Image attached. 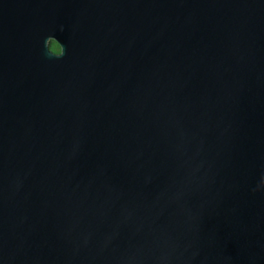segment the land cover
Wrapping results in <instances>:
<instances>
[{
	"label": "water",
	"instance_id": "95a60500",
	"mask_svg": "<svg viewBox=\"0 0 264 264\" xmlns=\"http://www.w3.org/2000/svg\"><path fill=\"white\" fill-rule=\"evenodd\" d=\"M0 264H264V0H0Z\"/></svg>",
	"mask_w": 264,
	"mask_h": 264
},
{
	"label": "trees",
	"instance_id": "16d2710c",
	"mask_svg": "<svg viewBox=\"0 0 264 264\" xmlns=\"http://www.w3.org/2000/svg\"><path fill=\"white\" fill-rule=\"evenodd\" d=\"M49 46L53 51H58L60 50V45L57 41H55L54 39H51L49 42Z\"/></svg>",
	"mask_w": 264,
	"mask_h": 264
},
{
	"label": "flooded vegetation",
	"instance_id": "af4514ba",
	"mask_svg": "<svg viewBox=\"0 0 264 264\" xmlns=\"http://www.w3.org/2000/svg\"><path fill=\"white\" fill-rule=\"evenodd\" d=\"M61 51V48H60V50H58V51H55V52H60Z\"/></svg>",
	"mask_w": 264,
	"mask_h": 264
},
{
	"label": "clouds",
	"instance_id": "9594fccd",
	"mask_svg": "<svg viewBox=\"0 0 264 264\" xmlns=\"http://www.w3.org/2000/svg\"><path fill=\"white\" fill-rule=\"evenodd\" d=\"M48 49V48H47ZM63 54H64V50H63ZM62 56V55H61ZM61 56H59V57H61Z\"/></svg>",
	"mask_w": 264,
	"mask_h": 264
}]
</instances>
